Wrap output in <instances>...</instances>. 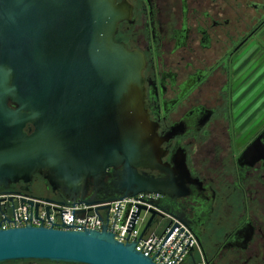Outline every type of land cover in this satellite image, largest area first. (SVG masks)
<instances>
[{
    "label": "water",
    "instance_id": "95a60500",
    "mask_svg": "<svg viewBox=\"0 0 264 264\" xmlns=\"http://www.w3.org/2000/svg\"><path fill=\"white\" fill-rule=\"evenodd\" d=\"M119 17L114 0H0V190L33 196L28 185L39 174L61 198H38L73 207L137 193L174 202L199 188L182 161H161L162 141L145 108L143 59L112 38ZM27 203L41 220L39 204ZM151 203L195 235L181 211ZM51 210L61 220L64 211L49 205L45 218ZM148 212L142 233L158 214ZM134 245L114 239L105 223L99 230L25 223L0 229V264H155Z\"/></svg>",
    "mask_w": 264,
    "mask_h": 264
},
{
    "label": "flooded vegetation",
    "instance_id": "af4514ba",
    "mask_svg": "<svg viewBox=\"0 0 264 264\" xmlns=\"http://www.w3.org/2000/svg\"><path fill=\"white\" fill-rule=\"evenodd\" d=\"M114 4L113 40L143 59L161 161L199 183L159 200L189 221L204 264H264V0ZM39 183L61 198L39 174L29 192Z\"/></svg>",
    "mask_w": 264,
    "mask_h": 264
},
{
    "label": "built area",
    "instance_id": "2783aa9c",
    "mask_svg": "<svg viewBox=\"0 0 264 264\" xmlns=\"http://www.w3.org/2000/svg\"><path fill=\"white\" fill-rule=\"evenodd\" d=\"M162 196L137 193L97 205L76 204L73 207H63L45 202L42 198H38V195L31 196L18 189H1L0 229L29 223L33 226L42 224L45 227L52 226L61 229L99 230L105 223L107 231L113 234L114 239L122 243L134 241V249L148 256L155 264H204L201 257L199 260H195L198 247L193 232L172 214L161 211L152 205L151 201H157L163 205L159 200ZM28 200L39 204L37 216L41 220L34 216L33 207L27 203ZM44 205L60 207L64 211L61 220L57 216V212L53 210L50 211L48 219H46L43 212ZM100 205H106L108 209H98L97 213L94 212V207ZM136 205H141L145 209L139 211L133 227L127 230ZM148 209H154L158 214L154 216L150 226L142 233L150 215ZM75 210H83L84 213L82 216H77L72 213ZM98 215L101 217L100 219Z\"/></svg>",
    "mask_w": 264,
    "mask_h": 264
},
{
    "label": "rangeland",
    "instance_id": "374dc122",
    "mask_svg": "<svg viewBox=\"0 0 264 264\" xmlns=\"http://www.w3.org/2000/svg\"><path fill=\"white\" fill-rule=\"evenodd\" d=\"M33 193L35 195H41V196H48V192L44 189L43 185L41 183L33 185ZM4 264H52L48 262H39V261H20L15 263H4Z\"/></svg>",
    "mask_w": 264,
    "mask_h": 264
},
{
    "label": "trees",
    "instance_id": "16d2710c",
    "mask_svg": "<svg viewBox=\"0 0 264 264\" xmlns=\"http://www.w3.org/2000/svg\"><path fill=\"white\" fill-rule=\"evenodd\" d=\"M10 263H15V262H10Z\"/></svg>",
    "mask_w": 264,
    "mask_h": 264
}]
</instances>
